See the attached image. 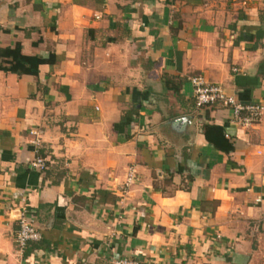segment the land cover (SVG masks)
Masks as SVG:
<instances>
[{
	"label": "crops",
	"instance_id": "1",
	"mask_svg": "<svg viewBox=\"0 0 264 264\" xmlns=\"http://www.w3.org/2000/svg\"><path fill=\"white\" fill-rule=\"evenodd\" d=\"M16 43L55 62L0 70V264H264V0H0ZM192 75L260 119L197 108Z\"/></svg>",
	"mask_w": 264,
	"mask_h": 264
},
{
	"label": "built area",
	"instance_id": "2",
	"mask_svg": "<svg viewBox=\"0 0 264 264\" xmlns=\"http://www.w3.org/2000/svg\"><path fill=\"white\" fill-rule=\"evenodd\" d=\"M96 18L98 17L96 16ZM188 80L192 86V96L197 108L216 104L228 108L231 111L229 122L241 127H250L260 119L263 110V107L260 104L241 103L233 96L228 95L219 85L207 82L202 75H192ZM30 166L42 170L45 168V161L40 157H36L30 163ZM134 178V168L128 167L123 184L124 189L128 188L133 183ZM40 238V232L31 224L25 213H20L18 216V230L15 237L18 249L23 250L28 242L38 241ZM114 264L138 263L123 258L116 260Z\"/></svg>",
	"mask_w": 264,
	"mask_h": 264
},
{
	"label": "trees",
	"instance_id": "3",
	"mask_svg": "<svg viewBox=\"0 0 264 264\" xmlns=\"http://www.w3.org/2000/svg\"><path fill=\"white\" fill-rule=\"evenodd\" d=\"M54 62L55 58L53 54H50L46 58L23 55L18 43H16L12 48L0 50V70L4 72H11L18 76L32 75L39 77L40 67ZM215 127L216 126H210L208 128ZM189 179L192 180L193 178L189 176Z\"/></svg>",
	"mask_w": 264,
	"mask_h": 264
},
{
	"label": "water",
	"instance_id": "4",
	"mask_svg": "<svg viewBox=\"0 0 264 264\" xmlns=\"http://www.w3.org/2000/svg\"><path fill=\"white\" fill-rule=\"evenodd\" d=\"M188 118L187 117H179V118H176L174 120H172L170 123L178 130L181 129V127H183V125L188 122Z\"/></svg>",
	"mask_w": 264,
	"mask_h": 264
}]
</instances>
